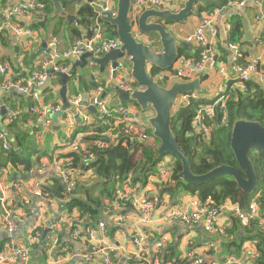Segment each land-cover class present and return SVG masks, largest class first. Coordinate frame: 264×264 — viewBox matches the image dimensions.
Here are the masks:
<instances>
[{"label": "crops", "instance_id": "1", "mask_svg": "<svg viewBox=\"0 0 264 264\" xmlns=\"http://www.w3.org/2000/svg\"><path fill=\"white\" fill-rule=\"evenodd\" d=\"M27 1L28 0H0V8L16 7L21 4H26ZM212 2H216L218 7L213 5ZM110 4L114 5L113 0ZM209 6H213V10L209 11ZM80 7L81 4H68L65 7V11L76 16L78 23L75 21L67 23L66 19L58 21L57 17L52 16L53 9L49 14H46L44 11L31 10L14 20L13 23H17L24 28H29L31 34L16 35L10 29H6V31L0 35V66L6 69V76L17 80L27 78L31 75L32 72L39 67L41 52L46 48L45 42L52 38L59 40L60 47H58V50L60 52L68 49L75 41L86 38L88 36V29L97 23L95 18H93L92 22L94 24L88 27L87 24H89V20L86 24L83 22L82 16L77 13ZM111 9L114 10L112 7ZM167 10L173 12L179 11L174 7H170ZM199 10L201 11L199 12ZM234 15L239 16L242 21L243 19L247 21L248 31L251 35V41H245V36H243V41L246 42V44L238 47L251 55H261L262 64L260 65V70L264 72V51H262L261 47L255 45L256 39H264V0H262L260 6L247 1L245 7L242 9H230L224 6L220 7L217 0H198L196 13L186 18L184 23L177 24L159 21L165 26V29L171 32L181 43L186 42L185 38L187 36L194 34L201 28H204L205 34L208 37L209 34L208 30L204 27V20L208 21L212 19L219 29L218 38L215 40L209 38V46L205 48L198 47L196 44L192 43V49L190 51L185 49L180 51V57H183L186 61L181 77L172 80L164 79L162 82L154 80V77L156 78L158 73L178 74L176 71L177 63L174 64L171 69L159 70L158 73L152 76L153 80L158 85L169 88L174 82H189L193 81L195 78H199L201 92L202 88L205 87L206 94L199 95L200 92H193L190 94H192L196 100L200 99L206 103L215 101L222 89L223 92L226 93L238 90L239 86L235 83L234 74L230 68L231 54H228L230 50L225 40L226 33L221 29ZM46 17L47 20L45 21ZM154 21L156 20H150V22ZM100 26L103 28V26L106 25L102 24ZM133 31L138 41L144 44H150L152 41L157 52H160L157 35H141L138 32L137 25L133 27ZM44 45L45 47L41 49ZM219 46L223 48L227 46L225 49L227 53L226 62H220L219 60L218 66L214 69L208 68L200 73L194 72L192 64L198 60L203 51L209 49L220 59ZM78 59L79 57L71 58L64 63L68 71L71 72L72 77L63 73L67 75L69 79L67 82L66 94L69 108L65 109L60 116H56V114L62 111L64 103L63 99L60 97L62 81L57 76H52L50 86L40 92L36 91L35 88L30 89L28 93H17L12 89L5 92L0 91V131L5 136L6 143L10 148H15L19 151V156L22 154L29 155L30 160L35 165L31 173L26 174L21 172V175H14V169L10 165H7L6 169L8 171H4V173L0 175V198H3L7 206L12 208L13 215L17 218V221H15V229L9 232L3 225V215L0 212V256L8 255L15 246L16 248L26 246L31 228L35 223H40L42 220H45L50 225H57L58 243L53 251L46 252L45 250L49 249V239H51L52 235H50L48 231L44 236V243L41 245V235L46 230L41 231L38 248L33 249L29 254L30 264H103L100 257H97L92 262L84 260L83 256L89 251L88 244L83 237L77 239L73 237L75 223H77V227L81 225L79 223L81 219H79L78 215L75 213H66V216L64 215L60 218L62 214L57 204L56 207L51 208L45 217H43L44 214L40 210L41 200L32 196V186L35 183H46V187L51 188V186H53L51 179H58L53 177L51 172L49 175L46 174L45 177L36 178L34 177L36 168L42 164L50 163V159L54 157L55 152L61 149L59 145L62 143V140L67 138L64 115L72 110L71 101L78 95L81 96L82 104L86 107V112L90 115V122L92 123H95L99 117H96L88 111V107L90 106L89 102L94 96V93L101 88L103 92L99 99L108 107H116L118 105L126 106L130 108L132 113L139 119H141V116L146 119V122L147 119L150 118V115L149 112H147L148 110L141 112L138 106L129 103L130 100L121 102L119 99L120 92H123V90L120 89L119 82L134 85L137 89H143L139 88V86L130 79V63L125 64L123 70H117L115 73H112L110 66L102 68L92 64L89 60H87V64L83 67H75V69L72 70ZM101 68L103 72L100 71ZM147 70L151 73L152 69L148 66ZM219 70L221 73H219ZM222 77H227L229 80L225 82ZM2 79L3 75L0 73V83ZM252 81L264 88V84L258 79H253ZM116 88H118L120 92ZM51 108H55L56 110L51 112ZM2 109L4 110L3 114L1 113ZM42 111L45 112L43 116L41 115ZM73 121L75 129L71 136L68 137L69 140L72 137L74 138L83 134L78 131L80 125L84 124L82 117L75 115ZM149 129L151 128L149 127ZM74 133H76V135H74ZM81 140L82 142H87L84 136ZM146 145L158 148L160 144L157 145L155 139H153L148 141ZM0 150H2L1 143ZM172 163L173 161L169 162V168L172 167ZM87 173L89 172L81 171L77 178V183L87 184L85 182L92 176L91 173ZM27 175H30L31 178H22ZM54 175L56 176V174ZM14 178H17V180L12 181ZM151 182L154 183V179L151 180ZM11 183H15V185L22 184V186L19 190L15 187H7L4 191L3 187L9 186ZM174 186L175 183L168 180V187L173 188ZM160 190L161 188H155V190L151 188L149 194L159 193L165 195L162 194ZM168 199L171 204H177L179 207L191 210V201L196 200L197 197L191 194H183L182 196H177L175 199H172L168 195ZM111 211V216H105L103 219L106 224H110V226L107 227V234L104 236L98 235L97 243L100 247L108 243H113L114 246L118 248L123 259H125V264L128 260H132L136 264L161 262L165 254L172 256L170 261L174 264L184 261L186 262L185 264H189V261L186 259V253L191 251H193V254L198 258H201L204 264H209L211 261L216 260L224 261L231 257H235L241 262L247 263L254 253V246L251 243H244L241 252H237V256L235 255V250L231 246H228L231 239L233 240V236L229 237L226 233V231L232 227L231 222L234 220L230 213L221 214L213 225V234L208 235L203 231L200 224L191 222L180 223L177 221L162 223L165 211L161 208L154 211L152 221L146 226L140 222L139 216L136 215V211H134L131 206H128L124 212L115 209V207H112ZM120 212L124 213L123 215L127 216V219L121 223H117L113 217ZM238 226L240 227V225ZM235 229L238 231L235 234L234 240L238 241L242 234L238 227H235ZM220 230H224V237L219 236L218 232ZM164 236L169 238L163 241L162 238ZM140 241L142 242L140 243ZM159 242L162 243V247L157 249L156 244ZM171 246L174 247L172 251L169 250ZM39 252H42L44 258L39 257ZM13 264L20 263L16 261ZM112 264L117 263L113 262Z\"/></svg>", "mask_w": 264, "mask_h": 264}, {"label": "built area", "instance_id": "2", "mask_svg": "<svg viewBox=\"0 0 264 264\" xmlns=\"http://www.w3.org/2000/svg\"><path fill=\"white\" fill-rule=\"evenodd\" d=\"M112 0H107L109 6L107 5L105 11H110L115 15V11L111 9ZM224 3L226 8L242 9L245 7L246 2L250 1L258 6L261 5L262 0H217ZM47 0H28L26 4H21L16 7H3L0 8V35L10 29L16 35H29L31 31L29 28H24L13 23L18 17L23 16L26 12L31 10L44 11L46 8ZM184 0H135L134 7L135 11L143 12L145 10H167L170 7H174L180 10L184 4ZM133 27L136 25L135 20L133 22ZM204 27L208 30L209 36L207 37L204 28L198 29L194 34L189 35L185 38V41L190 44H196L198 47L205 48L209 46L208 39H217L219 35V29L212 19L204 20ZM231 26L226 23L222 26V30L227 33ZM46 48L41 52V62L39 67L32 72L27 78L21 79H11L6 76V69L0 66V73L3 75V79L0 83V91L5 92L9 90H15L17 93H28L30 89L36 87H42L47 78L48 71L52 70L59 73H65L72 77L68 68L65 67V62L71 58H78L85 53H90L94 57L102 56L114 50L120 49V42L116 38H106L105 31L100 25H94L88 29V36L84 39L75 41L68 49L64 51H59L60 42L56 38H52L45 42ZM255 45L262 48L264 51V39H256ZM229 50L231 52L230 57V68L234 74V81L238 84V88L243 93L248 92L246 87L247 83H250L253 79H258L264 84V72L260 70V65L262 64L261 55H251L242 51L238 45H230ZM178 63V64H177ZM176 71L178 74H167L158 73L155 81L162 82L164 79L172 80L183 75V68L186 61L183 57H179L177 62ZM219 64V58L213 54L209 49L203 51L198 60L193 62L192 69L196 73H200L206 69H214ZM221 65V64H220ZM219 65V66H220ZM174 70V69H173ZM219 73L221 71L219 70ZM226 82L229 80L227 77H222ZM120 89L125 93H132L137 87L134 85H129L128 83L119 82ZM102 88L98 89L94 96L90 99V106H95L99 118L95 123L102 122L107 128L101 133H96L93 128L90 131L78 135L69 140L68 137L71 136L75 129V124L73 117L81 116L84 125L90 126L94 123L90 122V115L86 112V107L82 104L81 96H76L71 101L72 110L68 111L64 115V122L66 123V141L62 140L59 145L61 149L55 152L54 157L50 160L48 164H42L36 168L37 175L48 174L51 172L52 176L60 180L64 185L65 194H71L76 190L77 178L80 175V168H71L70 161L68 159H61V156L67 154H76L81 157L84 162H90L95 159V155L99 152H104L108 149L114 148L122 141L121 144L133 145L137 143L138 145H146L148 141L155 139L153 135L148 133V124H144L137 116H135L131 109L118 105L116 107H108L104 102L100 101V95L102 94ZM226 92L223 89L219 92L217 99L213 104L200 107L195 114L192 126L194 131L201 132L203 135H209L211 126L208 124L209 121L214 119L215 110L214 108L219 106L220 109L224 108V102L227 99ZM191 100H196L192 94L179 95L175 103L178 107H185ZM174 103V104H175ZM56 109L51 108L50 111L54 112ZM45 112H41L43 116ZM66 136V135H65ZM84 136L89 138L86 143L82 142L81 138ZM0 143L2 144V149L7 152L11 148L6 143L5 136L0 131ZM56 174V176L54 175ZM154 179V183L151 180ZM171 179V169L159 166L157 172L151 175L144 186L141 184H133L131 176L124 179L115 189L113 194V199L107 202L104 209V216H111V208L115 207L120 211H125L128 206H131L136 215L139 216L140 222L143 225H148L152 221L154 211L161 208L165 211V216L162 218V223H171L177 221L180 223L191 222L194 224H200L202 229L208 235H212L214 232L213 225L217 221L221 214L230 213L233 219L237 220L243 227H249L250 225H255L257 229L264 233V211H261L256 202H251L246 206H240L237 204H231L226 202L225 204L218 206L212 201L200 202L199 200L191 201V210L184 209L177 206V204H171L169 202L168 196L161 195L159 193L149 194L151 188L155 190L158 189L156 185H161L166 183ZM22 184L11 183L9 186H4L5 191L7 187H15L18 190L21 188ZM46 183H35L32 186V196L41 200L40 210L44 214L43 217L49 212L53 207H56L60 201L54 200L52 197L46 193ZM0 212L3 215V225L8 229L9 232L15 229V221L17 218L13 215V210L11 207L7 206V203L0 198ZM62 216H66V212H60ZM120 212L116 214L113 219L117 223L123 222L127 219V216ZM135 214V213H134ZM107 225L104 220L97 222L94 226L83 227L78 225L73 229L74 239L83 237L89 247V251L83 256L84 260L87 262H92L97 257H100L103 264H112L113 262L117 264H125L123 257L119 252L118 248L114 246L113 243H108L103 246H99L97 243L98 235L107 234ZM43 230H49L51 239H49V249L46 252L53 251L58 243L57 231L58 227L56 224H48L47 221L42 220L40 223H35L31 228L28 235V241L26 246L20 248H13V250L6 256H0V264H13L16 261L20 264H30L29 254L35 248L38 247L40 232ZM220 237H224V230L218 232ZM167 236H164L163 241L167 240ZM142 241H140L141 243ZM139 243V242H138ZM162 247V243L156 244V248ZM254 251V250H253ZM255 252L250 257L249 262L243 263L235 257L227 258L224 261H211L209 264H253L251 262L254 259ZM186 259L189 264H204L201 258H198L193 254V251L186 253ZM47 264V263H46ZM150 264V263H148ZM152 264H174L172 261H161L154 262Z\"/></svg>", "mask_w": 264, "mask_h": 264}, {"label": "trees", "instance_id": "3", "mask_svg": "<svg viewBox=\"0 0 264 264\" xmlns=\"http://www.w3.org/2000/svg\"><path fill=\"white\" fill-rule=\"evenodd\" d=\"M64 3L66 6L68 5L65 1ZM218 3L220 7L224 6V3L219 1ZM208 10H213V6H209ZM51 11V3L47 0L44 12L49 14ZM77 13L82 16V20L86 24L89 20L88 27L94 24L92 20L95 18V14L90 6L86 4L82 5ZM228 23L231 26L225 36L228 47L232 44L238 45L239 47L246 44L243 41L242 19L234 15ZM103 29L105 30L106 38L117 39L114 28L106 25L103 26ZM218 50L220 53V62H226L227 53L225 48L219 46ZM158 72L159 69L152 68L151 76H154ZM246 87L248 88V92L246 93L240 91V88L233 92H227L226 95L228 97L224 102V108L220 109L219 106L214 108L215 117L208 122L211 128L207 136L201 132L194 131L192 123L196 111L200 107L213 104L214 101L206 103L200 99L191 100L187 106L178 107L172 114V133L177 139L178 145L188 157L191 171L194 175L206 174L212 169L223 165L239 169L230 148L231 130L236 121H257L264 127V88L253 81L247 83ZM129 103L137 106L134 101H129ZM91 128L96 133H101L107 127L102 125V122L94 123L90 126L81 124L78 131L86 133ZM148 133L149 135L152 134L149 128ZM86 140L88 141L90 139L86 138ZM155 142L157 145L160 144L156 139ZM158 148L138 145L137 143L133 145L120 144L115 148L97 153L95 159L90 162H84L76 154L61 156V159H68L70 161L71 168H80L83 172L91 173L93 177L97 178V182L91 183L90 185L77 183L76 190L73 193L65 194L60 181L51 179L53 186L51 188L45 187V192L54 200L60 201L58 206L62 212L69 214L76 212L79 215V219H81L79 223L83 227L94 226L97 222L104 219L103 212L106 204L112 201L116 187L124 179L131 176L134 184L139 183L144 186L146 180L157 172L158 167L163 161V157L158 155ZM1 152H3L6 159L5 166L10 165L14 169V175H21V172L29 174L33 171L35 165L30 160L29 155L22 154L19 156V151L15 148H11L7 152L0 150V155L2 154ZM247 154L258 179L256 191L249 196L243 194L238 189L234 179L228 175L219 176L208 183L198 186L185 184L180 177V172L182 171L181 163L174 156H172L173 163L170 168L171 179L169 181L174 182L175 186L169 188L168 181L156 186L161 188L160 192L162 194L169 195L172 199H175L179 191H182L185 194L196 196L200 202L212 201L217 207L226 202L240 206H246L251 202H256L260 210L264 211V153L253 148H248ZM241 174L244 176L243 172ZM16 180L17 178H14L12 181ZM95 186H99L101 190L98 196L92 193V189ZM76 225L77 223L74 226ZM231 225L232 227L226 233L229 237L233 236V240L231 239L228 246H231L235 250V255L237 256V252H241L244 243H251L254 246L256 256L251 262L253 264H264V233L257 229L255 225L243 227L235 219L231 222ZM234 226L238 227L242 234L240 240H238L239 242L234 240L235 234L238 231ZM36 248L38 247L34 249ZM173 249V246L169 248L170 251ZM39 257L44 258L42 252H39ZM171 259L172 256L165 254L162 261H170ZM185 263L184 261L177 262L176 264ZM126 264L136 263L128 260Z\"/></svg>", "mask_w": 264, "mask_h": 264}, {"label": "water", "instance_id": "4", "mask_svg": "<svg viewBox=\"0 0 264 264\" xmlns=\"http://www.w3.org/2000/svg\"><path fill=\"white\" fill-rule=\"evenodd\" d=\"M49 1L53 9L52 16L57 17L58 21L66 19L67 23H72L73 21L78 23L75 15L65 11V1L69 5L81 4L82 6L86 4L90 6L95 14L97 25L105 24L115 29L116 37L121 44L120 49L111 51L99 57H94L90 53H85L79 57L72 70L75 69V67H83L87 64V60L102 68L110 66L112 73H115L117 70H123L124 65L130 63V79L138 85L139 88L143 89H135L132 93H123L116 88L120 92L119 99L121 102L129 100L134 101L140 108L141 112H145L149 108L153 111V116L147 119V123L152 130L153 137L160 143L158 155L160 157L171 155L178 159L182 166L180 177L185 184L198 186L208 183L219 176L228 175L234 179L238 189L246 196H249L256 191L258 179L248 157L247 149L253 148L264 153V127L257 121L245 120L236 121L232 127L230 148L236 163L239 166V170L243 172L244 176L241 175L238 169L224 165L214 168L206 174L194 175L191 171L188 157L180 148L177 139L172 133V112L175 100L179 95L201 92L200 79L195 78L193 81L189 82H174L171 87L165 88L158 85L153 80L151 73L147 70L148 66L151 69H171L180 57V51L182 49L188 51L192 49L190 43H180L171 32L165 29V26L159 20L177 24L184 23L186 18L196 13L198 0H185L182 8L177 12L152 9L140 13L139 11H135V0H113L114 5H112V8L115 11V15L110 11H105L106 6H109L107 0ZM212 4L218 7L216 2H212ZM152 19H155L156 21L150 22ZM46 20L47 17L45 18V21ZM134 20L139 34L146 36L152 34L157 35L160 52H157L152 41L150 44H144L136 39L133 31ZM242 26L245 41H251V35L249 34L247 21L245 19L242 21ZM44 47L45 45L42 46L41 49ZM226 48L227 46L225 49ZM228 54L231 53L228 52ZM102 68L100 69L101 72H103ZM52 76H57L62 81L60 97L63 99L64 107L62 108V111L56 114V116H60L65 109L69 108L66 98L67 82L69 80L68 76L50 70L45 84L42 87H36L35 90L40 92L47 89L50 86ZM88 111L96 117H99L95 106H89ZM1 113H4L3 109ZM121 143L122 141L119 145ZM45 175L46 174H35L34 177L41 178L42 176L45 177ZM22 178L30 179L31 176L27 175ZM61 185L64 189V185L62 183ZM48 231L49 230H46L42 233L41 245H43L44 236ZM123 261H125V259Z\"/></svg>", "mask_w": 264, "mask_h": 264}, {"label": "rangeland", "instance_id": "5", "mask_svg": "<svg viewBox=\"0 0 264 264\" xmlns=\"http://www.w3.org/2000/svg\"><path fill=\"white\" fill-rule=\"evenodd\" d=\"M204 94H206V89H205V87H203L202 88V92H200L199 93V95H204ZM178 108V105L175 103L174 104V108H173V112L176 110ZM147 112H149V115H150V117H152L153 116V112H152V110L149 108L148 109V111ZM172 112V113H173ZM142 122H144V123H147L146 122V119H144V118H142V116H141V119H140ZM3 150V149H2ZM4 151V150H3ZM2 154L0 155V166H1V168H0V175H1V173L3 174L4 173V171L6 172V171H8L7 169H6V166H5V163H6V159H5V156L3 155V152H1ZM173 161V158H172V156L171 155H167V156H165L164 158H163V161H162V163L160 164V166H162V167H166L167 169H169V162H172ZM10 172V171H9ZM87 174H90V173H87ZM97 182V178H95V177H93L92 178V176L90 177V179L89 180H87L85 183H87V184H85V185H90L91 183H96ZM99 183V182H98ZM100 187L99 186H95V187H93V189H92V193H93V195H99L100 194ZM183 194H185L184 192H182V191H179V193H178V196H182ZM73 213H75L76 215H78L76 212H73ZM79 216V215H78Z\"/></svg>", "mask_w": 264, "mask_h": 264}, {"label": "flooded vegetation", "instance_id": "6", "mask_svg": "<svg viewBox=\"0 0 264 264\" xmlns=\"http://www.w3.org/2000/svg\"><path fill=\"white\" fill-rule=\"evenodd\" d=\"M236 169H238V168H236ZM239 170V169H238ZM240 171V173L242 172L241 170H239ZM242 175V174H241Z\"/></svg>", "mask_w": 264, "mask_h": 264}]
</instances>
